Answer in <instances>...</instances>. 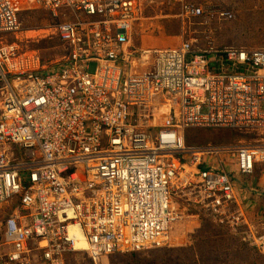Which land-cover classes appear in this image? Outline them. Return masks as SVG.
Returning a JSON list of instances; mask_svg holds the SVG:
<instances>
[{
  "label": "built area",
  "instance_id": "obj_1",
  "mask_svg": "<svg viewBox=\"0 0 264 264\" xmlns=\"http://www.w3.org/2000/svg\"><path fill=\"white\" fill-rule=\"evenodd\" d=\"M196 2L0 0V264L161 249L193 208L264 254L243 204L257 188H242L260 173L264 198V46L134 49L154 7H177L182 22L234 19ZM39 10L59 21L54 62L16 42L20 14ZM191 129L247 140L187 145Z\"/></svg>",
  "mask_w": 264,
  "mask_h": 264
},
{
  "label": "rangeland",
  "instance_id": "obj_2",
  "mask_svg": "<svg viewBox=\"0 0 264 264\" xmlns=\"http://www.w3.org/2000/svg\"><path fill=\"white\" fill-rule=\"evenodd\" d=\"M206 2L208 7L222 8L233 12L234 19L227 22L211 20L203 25V27H207L206 29H199V21L202 19H185L182 22L174 16L178 12L177 7L172 9L165 6L154 7L149 15L157 18L152 22H143L142 29L149 24L152 26L145 35L140 33L141 28L135 30V43L137 46L142 43L143 50H152L175 45L182 38L201 47L199 43L203 41L200 39H203L204 35L199 32L204 30L206 31L205 37L209 34L210 40L217 37V41L215 39L217 47L253 48L264 46V0H203V4ZM20 21L21 32L16 34V42L21 49L38 52L45 63L50 60H58L62 56L64 53L62 44L56 36L51 35L53 26L59 23L57 19L52 18L47 12L39 10L22 12ZM157 27L160 28L159 32ZM181 27H183L182 30ZM215 30L218 31L216 35L214 34ZM10 40L15 41L14 36ZM239 140L246 141L247 139L242 135L239 136L231 133V131L221 129H191L186 131L187 145L205 146L211 144L224 147L233 145ZM256 192H258L257 189ZM249 199L253 200V203L259 207L258 211L261 218L254 221L259 223L257 228L262 231L264 230V198L257 197L256 193H253ZM194 210L195 208L191 214L194 213ZM181 211L182 207L178 208V212ZM254 216L255 213L251 212V220ZM180 221L171 227L169 240L165 247L139 252L135 255L102 256L94 264H192L193 260H196L197 264H264V254H260L237 238H230L229 235L207 220H203L202 227L199 229L192 227V224L188 225L197 223L190 216H185L183 221ZM179 245L182 247H178ZM175 249L180 250V252H176ZM183 250H185V256L181 254ZM64 257L69 264H76V261H69L72 256ZM83 258L84 262L81 264H93L86 257ZM80 260L82 261V257L78 256L77 261Z\"/></svg>",
  "mask_w": 264,
  "mask_h": 264
},
{
  "label": "crops",
  "instance_id": "obj_3",
  "mask_svg": "<svg viewBox=\"0 0 264 264\" xmlns=\"http://www.w3.org/2000/svg\"><path fill=\"white\" fill-rule=\"evenodd\" d=\"M193 2H195V3H197V4H199L198 2H196V1H193ZM155 20V19H154ZM153 21V20H152ZM152 21H150V22H152ZM203 22H204V20L202 19V21H199V26H200V28L199 29H206L207 27H203ZM183 25V24H182ZM152 26H150V24H149V26H144V28L142 29V27H141V29H142V31H141V29H140V33L141 34H146V33H148L149 31H150V28H151ZM157 30H158V32H159V30H160V28L159 27H157L156 28ZM183 29V27H181V30ZM217 30H215V32H214V34L216 35L217 34ZM199 33H202V35H204V37H205V33H206V31H202L201 30V32H199ZM198 33V34H199ZM208 33H211L210 31H208ZM218 36V35H217ZM203 37V39H200V40H203V41H201L200 43H199V45L201 46L200 48H206V47H208V46H213V47H217V44L215 43V39H216V41H217V37H215V39H213V40H210V38H209V34H208V36H206L205 38ZM181 38V37H180ZM181 40H183L182 38H181ZM181 40H179L175 45H172V46H178L179 45V43H181ZM132 41H133V44L135 43V38L133 37V39H132ZM136 44V43H135ZM134 44V46H135V48L134 49H138V50H143L142 49V47H143V45H142V43L141 44H139V46H137V44L135 45ZM172 46H169V47H172ZM139 47H141V48H139ZM221 47V46H220ZM164 48V47H163ZM156 49H160V48H155V49H152V50H156ZM150 50V49H149ZM237 135H239L240 136V133H237ZM243 136V135H242ZM244 138H246L245 136H243ZM239 141H241V140H239ZM231 163H234L233 162V160H225V163L227 164V166L225 167L226 168V170L227 171H229L230 169H233L234 168V166H233V164H230V162ZM229 164L231 165L230 167H229ZM246 178V180H245V182L243 183L242 182V188H244V184L245 183H247L246 184V187H247V189H249V188H251L252 187V185H254L257 189H259L260 190V188H261V184H262V176H261V174L259 173L258 175H255V176H251L250 178H247V177H245ZM241 191H243V190H239V192H241ZM256 193H258V192H256ZM249 194V196H248V198L246 199V201H244L243 202V204H245L246 205V208H248L247 209V218H248V220H251V218H250V213L251 212H254L255 213V216L252 218V221H253V223H255L256 225H258L259 226V223L257 222H255L254 220L256 219V220H259L260 218H261V214H259V207L255 204V203H253V200H250L249 198H251V196H252V194L253 193H248ZM258 197V196H257ZM244 199H245V196H244ZM253 203V204H252ZM255 204V205H254ZM196 216L197 217H199L197 214H196ZM194 214H190V217L192 218V219H194L195 221H197V223H190V224H188V225H191L192 224V227H198V229L200 228V227H202V223H203V221H201V220H203V219H199V220H196V217ZM205 221V220H204ZM194 224V225H193ZM196 224V225H195ZM254 224V226L256 227V225ZM190 229H192L191 228V226H190ZM197 229V230H198ZM227 235H229V237L231 238H237L238 240H240V237H236V236H232V235H230L228 232H225ZM193 237H195V236H193ZM241 241V240H240ZM178 247H182V246H178ZM175 251L176 252H180V250H177V249H175ZM189 252H190V246H189ZM139 253V252H138ZM191 253V252H190ZM135 254H137V253H131V255H135ZM183 256H185L186 255V253H185V250H183L182 251V253H181ZM202 263V262H201ZM192 264H197L196 263V260H193V263Z\"/></svg>",
  "mask_w": 264,
  "mask_h": 264
},
{
  "label": "clouds",
  "instance_id": "obj_4",
  "mask_svg": "<svg viewBox=\"0 0 264 264\" xmlns=\"http://www.w3.org/2000/svg\"><path fill=\"white\" fill-rule=\"evenodd\" d=\"M57 39H58V38H57ZM58 40H59V39H58ZM59 42H60V41H59ZM58 59H59V58H58ZM42 60H43V59H42ZM56 60H57V59H56ZM56 60H55V61H56ZM43 61H44V60H43ZM49 62H54V61H53V60H50ZM49 62H48V63H49Z\"/></svg>",
  "mask_w": 264,
  "mask_h": 264
},
{
  "label": "trees",
  "instance_id": "obj_5",
  "mask_svg": "<svg viewBox=\"0 0 264 264\" xmlns=\"http://www.w3.org/2000/svg\"><path fill=\"white\" fill-rule=\"evenodd\" d=\"M231 133L235 134L234 132H231Z\"/></svg>",
  "mask_w": 264,
  "mask_h": 264
},
{
  "label": "bare ground",
  "instance_id": "obj_6",
  "mask_svg": "<svg viewBox=\"0 0 264 264\" xmlns=\"http://www.w3.org/2000/svg\"><path fill=\"white\" fill-rule=\"evenodd\" d=\"M20 47V46H19ZM81 246H84V245H81Z\"/></svg>",
  "mask_w": 264,
  "mask_h": 264
}]
</instances>
